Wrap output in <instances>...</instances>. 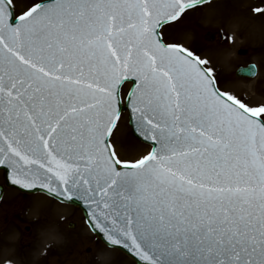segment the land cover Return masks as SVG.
Masks as SVG:
<instances>
[{
	"label": "snow or ice",
	"instance_id": "obj_1",
	"mask_svg": "<svg viewBox=\"0 0 264 264\" xmlns=\"http://www.w3.org/2000/svg\"><path fill=\"white\" fill-rule=\"evenodd\" d=\"M203 2L0 0V170L136 264H264V103L168 34Z\"/></svg>",
	"mask_w": 264,
	"mask_h": 264
},
{
	"label": "rangeland",
	"instance_id": "obj_2",
	"mask_svg": "<svg viewBox=\"0 0 264 264\" xmlns=\"http://www.w3.org/2000/svg\"><path fill=\"white\" fill-rule=\"evenodd\" d=\"M257 7L264 8V0H221L197 6L168 33L173 41L198 50L210 61L223 88L250 104L264 103V14L255 12ZM232 12L245 17L239 31H229L222 21L225 14L233 16ZM254 23L259 25V33L254 31ZM208 31L216 33L214 40L207 37ZM239 48H247V54H239ZM251 61L258 66L257 75L237 77L236 68ZM113 141L123 158L135 159L148 151V145L133 136L126 111ZM4 263L136 264L122 252L105 246L91 231L79 207L11 187L5 189L0 202V264Z\"/></svg>",
	"mask_w": 264,
	"mask_h": 264
},
{
	"label": "bare ground",
	"instance_id": "obj_3",
	"mask_svg": "<svg viewBox=\"0 0 264 264\" xmlns=\"http://www.w3.org/2000/svg\"><path fill=\"white\" fill-rule=\"evenodd\" d=\"M232 14L233 16L231 17H226L225 16L226 14H225L222 21L227 25L229 31H234V30L239 31L241 30L245 17L242 16L239 12H235V13L232 12ZM254 25L256 24L254 23ZM254 31L256 33H259L261 31L259 25L254 26ZM256 39L259 40V36H256ZM29 211H32V210L29 209L28 212Z\"/></svg>",
	"mask_w": 264,
	"mask_h": 264
},
{
	"label": "water",
	"instance_id": "obj_4",
	"mask_svg": "<svg viewBox=\"0 0 264 264\" xmlns=\"http://www.w3.org/2000/svg\"><path fill=\"white\" fill-rule=\"evenodd\" d=\"M256 73V66L254 65V64H250L249 66H247V67H241L240 69H238V74H242V75H250V76H252V75H254ZM133 126V128H134V125H132ZM5 181H6V183L8 184V185H11L10 184V182L9 181H7L6 179H5ZM12 186H14V185H12ZM18 187V186H17ZM3 189H4V186L2 185V184H0V198H1V196H2V193H3ZM23 190V189H22ZM24 191H29V190H24ZM34 191H36V190H34ZM72 203H74V204H78V205H80L81 207H83L84 208V211H85V213H86V208H85V206H84V204H83V202L82 201H80V200H73V201H71ZM101 238H102V235H101ZM103 239V238H102ZM104 240V239H103ZM121 248V247H120ZM123 249V248H122ZM123 250H125V249H123ZM126 252H128L127 250H125ZM129 253V252H128ZM130 254V253H129Z\"/></svg>",
	"mask_w": 264,
	"mask_h": 264
}]
</instances>
